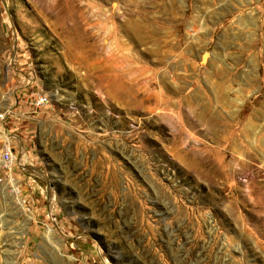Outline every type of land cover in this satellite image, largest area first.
<instances>
[{
	"label": "rangeland",
	"instance_id": "obj_1",
	"mask_svg": "<svg viewBox=\"0 0 264 264\" xmlns=\"http://www.w3.org/2000/svg\"><path fill=\"white\" fill-rule=\"evenodd\" d=\"M0 264H264V0H0Z\"/></svg>",
	"mask_w": 264,
	"mask_h": 264
},
{
	"label": "built area",
	"instance_id": "obj_2",
	"mask_svg": "<svg viewBox=\"0 0 264 264\" xmlns=\"http://www.w3.org/2000/svg\"><path fill=\"white\" fill-rule=\"evenodd\" d=\"M48 102V96L46 95H38L36 102H35V106L40 108L42 106H44L46 103ZM3 117V116H1ZM6 148L4 149L3 153H2V166L9 170L12 166V164L14 163V160L17 159V157L15 156V154L12 151V148L10 146V144L5 146Z\"/></svg>",
	"mask_w": 264,
	"mask_h": 264
},
{
	"label": "bare ground",
	"instance_id": "obj_3",
	"mask_svg": "<svg viewBox=\"0 0 264 264\" xmlns=\"http://www.w3.org/2000/svg\"><path fill=\"white\" fill-rule=\"evenodd\" d=\"M208 56H209V54L208 53H205L204 55H203V57H202V61H204V62H206L207 61V59H208ZM7 145V144H6ZM2 157V156H1ZM19 161V160H18Z\"/></svg>",
	"mask_w": 264,
	"mask_h": 264
}]
</instances>
